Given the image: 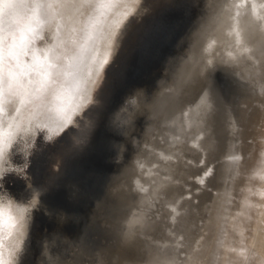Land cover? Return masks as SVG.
Wrapping results in <instances>:
<instances>
[{
  "label": "clouds",
  "instance_id": "1",
  "mask_svg": "<svg viewBox=\"0 0 264 264\" xmlns=\"http://www.w3.org/2000/svg\"><path fill=\"white\" fill-rule=\"evenodd\" d=\"M102 2L92 0L76 21L69 9L63 39L70 42L74 25L84 38ZM113 3L95 44L99 59L107 58L102 65L97 61L91 87L60 122L56 138L66 136L71 142L90 129L94 93L104 83L106 68L119 55L133 22L140 23L150 11L146 0ZM200 7L204 12L196 18L202 15L203 22L162 72L155 94L132 95L115 113L131 128L130 145L123 148L131 147V154L126 162L123 155L117 160V175L127 171L128 176L111 190L113 196L132 197L122 221V242H147L142 254L130 248L129 258L119 264H264V48L246 38L251 26L264 39V0H204ZM244 17L249 21L242 25ZM217 73L243 85L246 95L233 103L220 87L214 90ZM32 114L28 104L17 117L19 127L13 126L15 135L31 145L42 134ZM8 141L7 160L17 144L12 135ZM229 145L234 146L231 154ZM9 172L6 166L0 175V264H24L41 193L29 184L31 195L16 197L5 182ZM170 189L175 190L172 195ZM18 209L24 210L22 215ZM156 226L166 237L163 242L152 235ZM54 243L41 242L35 264H76L74 245H68L71 251L58 250L50 247Z\"/></svg>",
  "mask_w": 264,
  "mask_h": 264
},
{
  "label": "snow or ice",
  "instance_id": "2",
  "mask_svg": "<svg viewBox=\"0 0 264 264\" xmlns=\"http://www.w3.org/2000/svg\"><path fill=\"white\" fill-rule=\"evenodd\" d=\"M91 3L92 0H0V20L5 16L23 19L7 34L0 29V113L5 100L10 101L11 110L16 113L32 104V118L40 125L45 139H53L60 122L79 106L78 102L74 106L70 103L69 89L75 85L76 92L86 94L80 85L89 82L97 61L102 65L107 58L105 54L100 60L95 47L97 17L89 20L84 38L79 36V26L74 25L70 42L63 39L68 10H72V20L76 21ZM114 6L113 0H103L100 15H107ZM113 25L118 26V22L113 21ZM38 41H43L42 46H37ZM52 126L54 135L49 136ZM7 142L8 137L0 136V175L7 162ZM18 212L22 215L24 210Z\"/></svg>",
  "mask_w": 264,
  "mask_h": 264
},
{
  "label": "water",
  "instance_id": "3",
  "mask_svg": "<svg viewBox=\"0 0 264 264\" xmlns=\"http://www.w3.org/2000/svg\"><path fill=\"white\" fill-rule=\"evenodd\" d=\"M203 2L204 0H164L161 2L146 0L150 11L140 23L133 22L119 55L106 68L104 83L94 95L97 105L93 107L92 112L106 107V111L110 112L109 110L117 105L115 103L122 101V97L119 98L122 90L133 83L140 86L146 94L150 93V90L157 84L158 77L174 63L178 49L187 42L192 29L199 20L196 18L197 13L204 11L200 7ZM221 77L224 76L217 73L216 81L218 82ZM230 81L236 82L235 80ZM220 82L223 83L221 80ZM109 114L107 122L112 136L110 135L100 144H91L89 148L90 159L98 166L93 165L92 162L90 169L77 168L80 165L76 166L73 174L70 175L71 180L78 183L75 190L70 184L67 185V182L61 184L57 181H50V189L59 191L61 199L74 211L67 217L73 223L77 233L76 242L79 233L89 219L95 200L104 192V183L109 171L117 163L118 141L114 138L123 137L122 130L126 125L120 124L115 114ZM127 137V143L122 141L123 148L130 145V136ZM47 141L49 139L44 138L41 145L46 144ZM41 242L40 238L36 240V243L31 238V246L26 249V255L23 258L24 264H35V255L37 252L40 253Z\"/></svg>",
  "mask_w": 264,
  "mask_h": 264
},
{
  "label": "rangeland",
  "instance_id": "4",
  "mask_svg": "<svg viewBox=\"0 0 264 264\" xmlns=\"http://www.w3.org/2000/svg\"><path fill=\"white\" fill-rule=\"evenodd\" d=\"M151 1L161 2L164 0ZM146 5L149 7L148 3ZM218 84L221 85V90L225 98L232 100L233 103H236L242 96L246 95V88L237 81L234 82L233 87L225 90L220 80H218ZM137 87L140 86H137L135 83L131 84L128 88L122 90L119 98L122 97L123 100ZM119 104L120 102L115 103L116 106H113L109 110L110 112L106 111L107 107L92 112L90 129L74 137L72 143L67 140L66 136H61L59 138L54 137L53 139H49L46 144L41 145L44 137L40 135L34 141L35 143L31 145L28 152H25L18 145V141L14 145L10 156L13 158L14 164L19 165V167H10V172L5 174V182H7L8 178H11L10 181L8 180V186L12 194L20 199H27L31 195V190L27 188L29 184L34 188L32 190H38L41 193L40 209L34 214L31 236L35 240V243L39 238L42 241L46 238L50 242H55L54 244H50V247H56L58 250L68 248L70 244H75L77 233L75 232L73 223L68 219V215L74 211L64 203L59 191L50 189V181H57L61 184L67 182L66 184H70L72 186L71 188L75 190L78 187V183L75 180H71L70 175L73 174L76 166L80 165L77 168L90 169L91 162L93 165L98 166L96 162L94 163L90 159V145L100 144L102 141L108 139L110 135L112 136L108 129L107 117H109V113L113 114ZM122 131V138H124L130 136L131 128L125 126ZM122 138L115 137L114 139L123 141L124 143L128 142V137L126 139ZM232 149L234 147H231V153ZM220 150L221 152L223 151V145ZM131 151V148H127V151H124V159H128ZM38 153H41V155H38ZM115 167L116 165L113 166V168ZM66 236L71 239H65ZM68 250L70 251L71 248H68ZM37 255H39L38 252L35 256Z\"/></svg>",
  "mask_w": 264,
  "mask_h": 264
},
{
  "label": "bare ground",
  "instance_id": "5",
  "mask_svg": "<svg viewBox=\"0 0 264 264\" xmlns=\"http://www.w3.org/2000/svg\"><path fill=\"white\" fill-rule=\"evenodd\" d=\"M213 2L214 4H219L223 2V0H213ZM108 14L100 15V13H98L95 16L98 18L97 20L94 21L95 28L97 30L96 34L98 36L103 35L104 28L108 23L107 20ZM203 20L204 17L201 15L195 27L192 29L191 34L187 39V42L182 48L178 49L177 54L181 53L182 50L185 48V46L190 42V40L192 39V33L203 22ZM248 21H249L248 17L241 18L242 25ZM19 23H23L22 18L17 19V18L5 16L2 20H0V29H3L4 34H7L9 28ZM45 38L47 39V33H45ZM246 38L251 42L258 43L262 48H264V39H262L259 35H257L251 26L247 28ZM42 44L43 41L37 42L38 47L42 46ZM177 58L178 55L176 59ZM176 59L174 60V62L176 61ZM160 77H158V79ZM220 80L223 82L222 84L224 90L227 88H231L234 85V82L227 80V78L221 77ZM209 84L213 85V81L209 80ZM214 86L216 87V85H213V87ZM217 86L221 88L219 84ZM80 87L86 89V88H90L91 85L85 83V84H81ZM159 87H160V81L157 80V84L150 90V93L148 94H146V92L141 87L135 88L132 91V93L128 94L120 102L114 114L116 113V111H118L119 107L123 106L125 101L129 99L132 95H144V96L154 95ZM68 95L70 97V103L72 104V106H74L76 102H79L82 93L76 92L74 85L73 88L69 89ZM16 107H20V105L17 104ZM20 115L21 113L13 112L11 110L10 101L5 100L4 110L2 113H0V136L7 138L9 135H12L13 139L18 141V145L21 146L25 152H28L29 149L31 148V144L28 143L27 138L21 140L14 133L13 126L19 123L16 117ZM24 115L27 114L25 113ZM218 129H219V123H218ZM47 135L49 136L54 135V126L50 128V130L47 132ZM41 136L44 137V134L42 133ZM34 138L35 137H33V140ZM33 143L35 142L33 141ZM231 147L234 146L233 145L228 146L229 154H231L230 151ZM122 148H123V142L118 141V151H117L116 160H118V158H120V156L123 155ZM233 150L234 149H232V151ZM126 161L127 159H124V162ZM6 166L9 167V169L11 166H15L17 168L19 167V165L14 164V160L11 156L9 157V160H7V162L5 163L4 168ZM120 171H121V164L119 163H116V167L112 168L109 171L106 181L104 183V192L101 195V197L95 200V203L92 207V212L89 214V219L86 222V224L83 226L82 231L79 233V238L77 239V242L74 244V247L77 249L76 264H98V261L100 262V264H104L105 261L112 262L113 260H115L116 264H119L121 260L129 258L130 248L133 247L136 248L138 254H142V243H147V242L138 241L135 245H126L125 243L122 242V238L124 236L122 221L127 215L128 208L132 206V197L128 194H118L117 196L112 195L111 190L113 189V187L120 184L121 181H125L128 176L127 171H125L124 175H117V173H119ZM8 180L10 181L11 178L10 179L8 178ZM8 180L6 183L9 185ZM174 191H175L174 189H170L168 191V195H172ZM185 228H187V225H185ZM152 235L154 239H156L157 241L163 242L166 239L159 226H156V230L152 233ZM138 258L139 255L135 256V259Z\"/></svg>",
  "mask_w": 264,
  "mask_h": 264
}]
</instances>
